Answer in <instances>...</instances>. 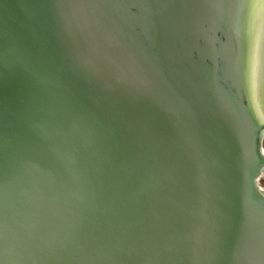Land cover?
Returning a JSON list of instances; mask_svg holds the SVG:
<instances>
[{
    "label": "water",
    "instance_id": "water-1",
    "mask_svg": "<svg viewBox=\"0 0 264 264\" xmlns=\"http://www.w3.org/2000/svg\"><path fill=\"white\" fill-rule=\"evenodd\" d=\"M99 19L107 43L135 51L171 96V111L134 80L93 76ZM0 57V130L12 155L0 189L5 264H229L214 246L213 219L227 214L238 230L249 185L264 201L259 23L249 42L227 0L206 8L122 0L107 11L0 0ZM68 91L98 130L95 151L79 134L34 141L31 125ZM144 109L153 115L147 133L136 121ZM250 211L258 235L264 207Z\"/></svg>",
    "mask_w": 264,
    "mask_h": 264
},
{
    "label": "snow or ice",
    "instance_id": "snow-or-ice-1",
    "mask_svg": "<svg viewBox=\"0 0 264 264\" xmlns=\"http://www.w3.org/2000/svg\"><path fill=\"white\" fill-rule=\"evenodd\" d=\"M78 3L102 10H109L122 0H77ZM134 6L151 7L153 0H128ZM219 0H169L174 6L183 8H206L215 6ZM240 9L241 22L246 29L247 39L253 41L257 24L264 28V0H227ZM260 14L258 15L257 10ZM93 37L94 47L90 56L93 76L104 82H120L134 80L138 84V91L154 98L162 107L169 108L174 103L171 96L162 90L158 82L150 73L145 71L141 58L126 45L109 44L105 39L106 27L102 20H97ZM3 62V57H0ZM45 117L39 123L31 125L35 134L34 141H46L50 132L72 135L79 134L84 146L96 150L98 130L90 126L88 118L82 111L70 91L61 92L54 99L46 103ZM179 118V108L176 110ZM153 115L150 109H144L136 117L137 125L146 133L151 128ZM261 123H264L262 118ZM8 135L0 130V189L6 187L9 161L12 157ZM58 158L72 160L70 153H64ZM30 166L36 165L27 162ZM50 176L51 172L48 173ZM264 207V201H258L254 190L247 186L244 195L243 220L238 230L235 229V219L227 214H220L212 221L214 246L228 257L229 264H264V211L259 215V234H255L252 227L250 206ZM0 264L7 259L6 248H0ZM213 260L216 257H212Z\"/></svg>",
    "mask_w": 264,
    "mask_h": 264
},
{
    "label": "rangeland",
    "instance_id": "rangeland-1",
    "mask_svg": "<svg viewBox=\"0 0 264 264\" xmlns=\"http://www.w3.org/2000/svg\"><path fill=\"white\" fill-rule=\"evenodd\" d=\"M262 144H263V148H264V138H263V142H262ZM259 183H260V185H264V174H262V175L260 176V178H259Z\"/></svg>",
    "mask_w": 264,
    "mask_h": 264
},
{
    "label": "bare ground",
    "instance_id": "bare-ground-1",
    "mask_svg": "<svg viewBox=\"0 0 264 264\" xmlns=\"http://www.w3.org/2000/svg\"><path fill=\"white\" fill-rule=\"evenodd\" d=\"M262 45V44H261ZM259 185H260V183H259ZM261 187L263 186V185H260Z\"/></svg>",
    "mask_w": 264,
    "mask_h": 264
}]
</instances>
